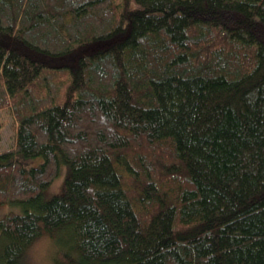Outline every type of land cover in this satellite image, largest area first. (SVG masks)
<instances>
[{
    "label": "trees",
    "instance_id": "obj_1",
    "mask_svg": "<svg viewBox=\"0 0 264 264\" xmlns=\"http://www.w3.org/2000/svg\"><path fill=\"white\" fill-rule=\"evenodd\" d=\"M0 77V264H264V0H0Z\"/></svg>",
    "mask_w": 264,
    "mask_h": 264
},
{
    "label": "rangeland",
    "instance_id": "obj_2",
    "mask_svg": "<svg viewBox=\"0 0 264 264\" xmlns=\"http://www.w3.org/2000/svg\"><path fill=\"white\" fill-rule=\"evenodd\" d=\"M81 51H83V49L77 50V52L74 53L75 56H71V57L68 56L60 61H50L48 63L50 66L47 68L49 72L48 76L52 75L53 77L50 79L49 82H47V85L49 86L48 94H45L44 90H42L41 94H38V90H30L31 92L29 93L30 95L29 98L34 97L36 101L39 102L40 104L43 102L50 104L53 101H58L57 95L59 93L60 96L63 94L64 90L68 86L67 82L70 79V76L67 71L68 69H64V70L60 69L54 71L53 70L54 67L51 66H55V67L62 66L66 68H73L76 66L78 60L77 56ZM36 86L39 87L38 83H35V87ZM2 88H3V83L0 77V152L14 148L15 131L17 127V120L19 119L16 115L15 109H13L12 107V105H14L15 100L13 101L9 99ZM138 142H139L138 145L143 144L142 140L140 139L138 140ZM131 150H135V148L132 147ZM163 150L164 148L159 149L158 151H156L154 156L158 157L159 155H161ZM167 151H165L167 156L164 157L163 159L164 161L161 163H167V164L172 163L171 160L169 159L170 155L168 154ZM151 153L152 152L150 153L148 152L147 155ZM175 165L176 164L174 162V166ZM160 167L161 165H159L158 169H160ZM160 170L162 171V169ZM160 170L159 172H161ZM65 175L66 172L65 169L63 168L59 176L56 177L53 180V182L44 191V197L46 199H49L52 196L59 194L61 192ZM160 178L161 177L158 176L157 180L159 181ZM130 193H133V191H131ZM8 212L16 213L19 212V210L16 207H14V205H11L9 203H0V217H2L4 214ZM23 262L25 264H67L68 261H65L61 251L59 252L57 250L53 239H51L46 235H42L41 237L37 238L33 242V244L28 248L27 252L23 257Z\"/></svg>",
    "mask_w": 264,
    "mask_h": 264
}]
</instances>
